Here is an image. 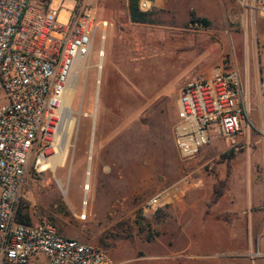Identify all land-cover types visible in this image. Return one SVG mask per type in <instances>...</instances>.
<instances>
[{"label":"rangeland","instance_id":"rangeland-1","mask_svg":"<svg viewBox=\"0 0 264 264\" xmlns=\"http://www.w3.org/2000/svg\"><path fill=\"white\" fill-rule=\"evenodd\" d=\"M103 1L111 20L100 90L99 40L87 79L75 82L64 135L57 141L59 155L67 145L65 163L54 169L31 164L21 202L32 222L45 218L65 237L111 253L157 236L164 215L149 201L161 183L186 175L188 162L178 153L173 129L179 91L189 78L234 61L251 114H261L264 15L254 10L256 0H155L152 23L135 24L128 19L129 0ZM74 8V0H53L49 6L62 26ZM196 18L209 26L194 23ZM258 237L261 255L249 264H264V229Z\"/></svg>","mask_w":264,"mask_h":264},{"label":"built area","instance_id":"built-area-1","mask_svg":"<svg viewBox=\"0 0 264 264\" xmlns=\"http://www.w3.org/2000/svg\"><path fill=\"white\" fill-rule=\"evenodd\" d=\"M52 1L0 0V264H114L105 249L65 237L45 218L31 224L18 220L31 164L58 155L73 67L82 62L79 79H87L99 40V90L102 84L108 23L98 19L92 3L74 0L69 24L62 26L59 13L49 9ZM139 7L148 12L155 3L139 0ZM254 10L264 15V0H256ZM177 112L173 133L185 162L197 157L212 136L238 148L243 127L255 128L234 61L189 78L179 91ZM260 118L264 123V107ZM165 194H156L149 206H159Z\"/></svg>","mask_w":264,"mask_h":264},{"label":"crops","instance_id":"crops-1","mask_svg":"<svg viewBox=\"0 0 264 264\" xmlns=\"http://www.w3.org/2000/svg\"><path fill=\"white\" fill-rule=\"evenodd\" d=\"M103 2L93 5L97 12L102 10L98 19L108 23L107 40L111 18ZM250 118L255 128L243 127L238 148L226 138L212 136L209 145L187 161L185 181L158 186L159 193L166 194L158 206L164 217L156 225L157 236L107 252L114 264H249L261 255L264 123L257 113ZM229 152L230 158L221 159ZM217 187L222 188L218 198Z\"/></svg>","mask_w":264,"mask_h":264},{"label":"trees","instance_id":"trees-1","mask_svg":"<svg viewBox=\"0 0 264 264\" xmlns=\"http://www.w3.org/2000/svg\"><path fill=\"white\" fill-rule=\"evenodd\" d=\"M129 15L131 22L135 24H151L152 23V15L153 13L151 11L144 12L139 7V0H129ZM194 23H201L205 26H209V22L205 19H193ZM232 156V153L229 152L221 157V159H228ZM224 184V183H223ZM223 184H221V187H223ZM217 187L215 189L216 197L221 195L222 188ZM18 220L25 224H31V217L27 210V207L24 206V204H20L19 210H18ZM131 238V237H129Z\"/></svg>","mask_w":264,"mask_h":264},{"label":"bare ground","instance_id":"bare-ground-1","mask_svg":"<svg viewBox=\"0 0 264 264\" xmlns=\"http://www.w3.org/2000/svg\"><path fill=\"white\" fill-rule=\"evenodd\" d=\"M85 68V66H84V64L82 63V62H77L76 64H75V66L73 67V72H72V74H71V78H70V83H69V85H68V88H67V90H66V92H65V95H64V101H63V103H64V106H65V108L66 109H69L70 108V106H71V102H72V99H73V96H74V89H75V82L78 80V78H79V75L81 74V71L83 70ZM138 128V127H137ZM145 132V131H144ZM151 135V134H150ZM156 146H158V145H156ZM152 147V146H151ZM66 148H67V145L65 146V148H64V150H63V152L59 155V153L62 151V150H60L59 152H58V155H54L53 157H51V158H48L46 161V163L45 164H43L42 165V169H44V168H56V167H58V166H61V167H63V165H64V163H65V160H66ZM140 150V149H139ZM138 150V151H139ZM151 150V149H150ZM148 151L149 153L151 152V151ZM154 150V149H153ZM147 151V150H146ZM145 151V152H146ZM154 152H156V151H154ZM137 153V152H136ZM152 153V152H151ZM132 154H134V153H132ZM148 154V153H147ZM137 155V154H136ZM144 155V154H143ZM153 155H155V154H153ZM135 156V155H134ZM139 156H140V154H139ZM145 156V155H144ZM143 156V157H144ZM158 156V155H157ZM138 157V156H137ZM146 157V156H145ZM147 157H148V155H147ZM155 157H156V155H155ZM152 158V157H151ZM154 158V157H153ZM148 159V158H147ZM146 158H145V160H147ZM150 159V158H149ZM156 159V158H155ZM158 159V158H157ZM131 160V159H130ZM133 160V159H132ZM142 160V159H141ZM141 160H139V161H141ZM135 161V160H134ZM138 161V160H137ZM144 161V160H143ZM128 162H129V160H128ZM155 162H153V164H154ZM135 164V163H134ZM156 164V163H155ZM131 165H133V164H131ZM137 164H135V166H136ZM130 165L128 164V167H129ZM134 166V167H135ZM141 166V165H140ZM133 167V166H132ZM128 175V174H127ZM133 183H134V181H133ZM85 190H89L90 191V184L89 183H87L86 184V187H85ZM85 218V217H84Z\"/></svg>","mask_w":264,"mask_h":264}]
</instances>
